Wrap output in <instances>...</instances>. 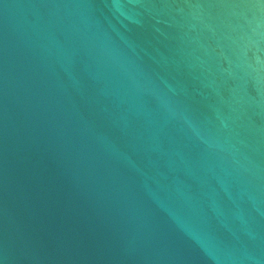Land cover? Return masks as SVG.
Wrapping results in <instances>:
<instances>
[{"label": "water", "instance_id": "obj_1", "mask_svg": "<svg viewBox=\"0 0 264 264\" xmlns=\"http://www.w3.org/2000/svg\"><path fill=\"white\" fill-rule=\"evenodd\" d=\"M0 264H264V0H0Z\"/></svg>", "mask_w": 264, "mask_h": 264}]
</instances>
